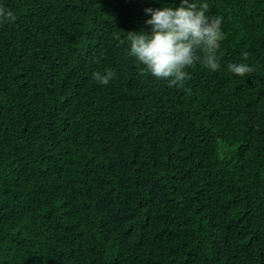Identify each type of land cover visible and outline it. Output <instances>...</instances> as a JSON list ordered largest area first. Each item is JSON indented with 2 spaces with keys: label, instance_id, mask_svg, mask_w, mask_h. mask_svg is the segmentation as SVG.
Masks as SVG:
<instances>
[{
  "label": "trees",
  "instance_id": "trees-1",
  "mask_svg": "<svg viewBox=\"0 0 264 264\" xmlns=\"http://www.w3.org/2000/svg\"><path fill=\"white\" fill-rule=\"evenodd\" d=\"M194 2L221 68L169 87L127 33L180 0H0V264H264V0Z\"/></svg>",
  "mask_w": 264,
  "mask_h": 264
},
{
  "label": "clouds",
  "instance_id": "clouds-1",
  "mask_svg": "<svg viewBox=\"0 0 264 264\" xmlns=\"http://www.w3.org/2000/svg\"><path fill=\"white\" fill-rule=\"evenodd\" d=\"M208 5L194 0H180L177 7L146 8L150 19L145 21L148 31L128 32L129 55L145 66L144 74H151L158 80H165L169 87L183 84L190 79L186 69L199 63L215 72L221 68L217 56L223 40L221 17L210 19L206 15ZM0 19L13 22L11 10L0 7ZM245 60L248 53H242ZM227 70L244 77L255 71L246 63H229ZM115 73L106 70L102 75L93 74L102 84H109Z\"/></svg>",
  "mask_w": 264,
  "mask_h": 264
}]
</instances>
